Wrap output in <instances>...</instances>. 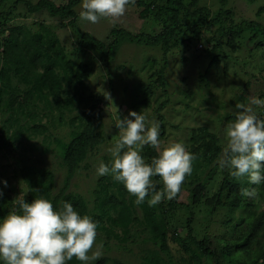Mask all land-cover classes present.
I'll list each match as a JSON object with an SVG mask.
<instances>
[{"label":"rangeland","instance_id":"rangeland-1","mask_svg":"<svg viewBox=\"0 0 264 264\" xmlns=\"http://www.w3.org/2000/svg\"><path fill=\"white\" fill-rule=\"evenodd\" d=\"M15 1L0 0V11H9ZM28 1L32 4L38 2V0ZM50 1L59 5L67 0ZM200 2L213 11H217L221 6L218 0H200ZM228 2L229 5L224 8L233 10L234 18L238 23L255 21L264 26V0H228ZM81 3L82 0H78L75 6V16L71 21L53 20L44 13H29L23 5L17 4L12 10L5 31L0 33L1 40L8 36V27L22 28V32L31 33H44L43 27H45L57 39L71 60L82 62L91 67L92 70L90 76L84 79L87 90L84 91L83 96L87 99V104L81 102L79 105L69 106L70 114L62 111L68 118H65L61 124L58 121L61 109L56 108L52 95L44 92L45 96H43L33 92L25 99V94L30 89V83L21 81L20 76L15 75L13 71L9 72L8 86L5 87L0 81V87L4 89L0 103V129L5 133V143H9L6 152L0 151V189L3 191L5 204L12 202L20 194L26 197L27 187L20 176L21 164L26 160L38 168H47L53 171L55 180L51 192L53 194L58 193L63 185L64 169L59 166L60 156L57 142L58 140L68 142L70 119L77 113H83L87 107L92 105L91 99L98 100L101 98L98 108L105 113L103 121L105 140L87 152L79 164V170L70 179L69 187L65 192L66 195L83 197L87 207L86 215L89 216L95 214L94 191L98 187V179L101 177L97 174L96 167L100 161L105 163L111 161L108 148L113 146L115 136L118 134L115 122L118 115L121 118L128 116L130 108L127 104L128 100L124 101L126 99L124 96L128 97L131 94L133 85H145L147 89L148 101L144 106L137 109V113L142 112L149 120H156L160 114L163 115L166 129L163 138H160L162 143L180 141L188 147L189 151L193 145V142L190 141L191 132L201 127H206L210 133L215 134L218 138L217 144L224 148L226 139L223 130L227 123L231 122V117L234 116L235 105L238 103L247 105L249 97L252 96L264 100V65L261 66L260 73L257 68L253 67L254 63L264 64V49L257 52V56L262 54V57H256V59H252V62L248 59V66L244 67L242 49L235 48L233 50L223 39L221 51L203 52L207 46L204 44L207 33L205 35L193 33L180 38L177 45H173L170 50L165 52L159 46L152 48L145 44L135 45L125 42L120 46L115 58L106 62L103 58L101 59L98 53L80 48L70 26L71 23L81 33H88L98 40L107 42V37L112 40L111 32L114 29H122L132 35L141 33L153 35L158 32V22L149 20L148 23H145L139 18L138 10L128 6L125 15L118 20L102 19L97 24H91L79 18V13L82 10ZM208 36L210 37V35ZM18 39H21L19 35ZM225 53L229 55L228 59L224 57ZM215 56L221 57L219 63L207 71L211 59ZM10 68L12 69L11 66ZM245 70L251 74L245 73ZM223 73H226L225 77H223ZM247 80H249V85L246 83ZM125 87L126 90L124 91ZM105 93H110L111 101L119 109V114L110 105V101L105 98ZM68 95H72V92L65 88L58 96L61 105ZM123 98L125 99L123 100ZM163 103L164 106L159 110ZM259 108L262 107L256 108L257 113ZM225 119H229V121L225 122ZM176 125L179 128H175ZM36 126H44L45 129ZM109 137L111 138L109 139ZM197 154L200 155V153ZM142 155L146 161H151L145 156L147 155L146 146ZM199 161V159H195L193 167ZM224 170L215 162L205 169L206 173L201 176L197 175L202 179L201 182L205 186L200 200L201 205L205 203L206 198L211 197L216 192L217 183L221 182L224 174L222 171ZM227 174L230 175L229 170ZM187 178L184 184L189 181ZM3 181H7V187L3 186ZM154 182L160 191L162 184L159 177L154 178ZM182 186L187 187L188 184ZM126 199L132 207L133 216L136 218L129 229L126 241L121 242L124 235L116 229L115 233L119 235L118 239H114L112 236L108 239L104 233L99 232L96 244L103 245L101 258L117 259L122 264H136L139 261V255H141V248L145 247V245L138 243L146 236L144 233L146 229L143 230L145 220H143L141 210L136 208L132 196L128 194ZM180 200L188 203L185 193ZM4 201L2 205L7 208ZM157 205H159L157 209L162 206L168 212L171 210V213L175 215L170 218L169 232L177 230L179 234H182V231H186L185 229L182 230L187 219L185 212L173 210L169 206V199H163ZM263 205V202L258 203L259 207ZM259 207L251 208V210L257 213ZM221 208L210 216L205 211H199V207L194 211V235L198 238L209 236L212 245L215 246L214 248L216 246L223 247V243L229 241L232 236L237 234L239 236L244 233L247 226V223L243 222L237 228L238 223L233 222V229L232 227L224 229L221 224L223 222L222 214L225 210ZM160 211L159 209L158 212ZM236 215L238 216V212ZM104 225L109 227L108 224ZM234 228H237V233L233 231ZM263 240L264 231L254 241L251 248L247 249L246 256L244 253L238 254L237 252V258L244 256L243 259H247L250 253L257 250ZM169 246L175 253V258L178 259L181 248L175 246L171 241ZM235 255L233 254L232 257ZM183 256L188 258L189 253L183 254ZM219 258L221 261L227 260L223 254ZM203 264H214V262L210 258H204Z\"/></svg>","mask_w":264,"mask_h":264},{"label":"trees","instance_id":"trees-1","mask_svg":"<svg viewBox=\"0 0 264 264\" xmlns=\"http://www.w3.org/2000/svg\"><path fill=\"white\" fill-rule=\"evenodd\" d=\"M218 1L221 6L217 11H213L210 7L202 5L200 0H136L134 5L130 4L129 6L138 10L139 18L145 23H148L149 20L158 22V32L153 35L143 33L132 35L122 29H114L111 32L112 40L107 37V42H104L88 33H81L72 23L70 26L80 48L98 53L101 59L103 58L106 62L115 58L120 46L125 42L135 45L145 44L152 48L159 46L165 52L170 50L173 45H177L179 39L187 34L205 35L207 33L204 40V44L207 46L203 52L221 51L222 42L225 39V43L233 50L235 48L243 50V65L246 67L249 64L248 59L252 62V59L263 56L262 54L257 56V52L264 49V26L255 21L238 23L234 18L233 10L224 8L229 5L228 0ZM77 3L78 0H67L65 3L56 5L50 0H38L37 3L32 4L28 0H16L9 11H0V33L5 31L12 10L17 4L23 5L29 13H44L53 20L71 21L75 16ZM43 30L44 33H31L22 32V28L8 27V36L0 40V81L5 87L8 86L9 72L13 71L15 75L20 76L21 81L30 83V89L25 94V99L33 92L43 96H45L44 92L52 95L56 108L61 109L58 115V121L61 124L65 118H68L62 111L70 114L69 106L79 105L81 102L87 104V99L83 96L84 91L87 90L84 79L90 76L92 70L82 62L76 61L78 62L76 63L75 60H71L57 39L45 27ZM224 57L228 59L229 55L225 53ZM220 59V56L213 57L207 71L216 66ZM263 65L254 63L253 67L257 68L260 73ZM245 73L251 74L247 70ZM225 74L223 73V77ZM246 83L249 85V80ZM65 88L69 89L72 95L66 96L61 105L58 96ZM123 90L125 91L126 87ZM146 92L145 85L135 84L132 86L131 94L128 97L124 96L126 99L123 98L124 101L128 100L130 111L138 112L137 109L145 105L148 101ZM3 93L4 89L0 87V103ZM91 100L92 105L87 107L83 113H77L70 119L68 142L60 140L57 142L60 156L59 166L64 169L63 185L57 194L51 192L55 180L52 170L38 168L27 160L21 164L20 176L27 187L26 197H24L26 202L31 203L34 198L44 197L50 200L56 209L62 206V202H70L81 215L86 214L87 207L84 198L79 195H66L65 192L69 187L70 179L79 170V164L87 152L105 140V130H103L105 113L98 108L101 98ZM163 106L164 103L160 105L159 110ZM257 114L260 118H264V107L259 108ZM234 118V116L231 117L230 121ZM156 121L160 125V138H163L166 129L163 115L160 114ZM228 121L229 119H225V122ZM36 127L45 129L44 126ZM174 127L179 128L178 125ZM191 135L190 141L193 142V145H191L190 152L200 161L196 163L191 175L188 176L189 181L185 182L188 186H182L181 191L169 200V206L173 210L186 213V224L182 227V230L186 231H182V234H179L177 230L169 232L170 218L175 215L171 213V210L168 212L162 206L159 207L161 211L158 212L157 208L160 204L149 206L148 200L151 199V196L146 197L140 205L135 203L136 208L141 210L146 225L143 229H146L144 232L146 236L138 242L145 247L141 248V255H139V261L136 264H203L204 258H210L214 264H264V240L255 252L250 253L247 259H243L254 241L264 231V205L258 206L259 202L264 203V181L259 185H251L247 177L238 180L228 175V169H225L222 171L224 174L221 182L217 183L216 192L206 198L202 207L200 200L205 186L197 175L201 176L206 173L205 169L210 164L217 162L223 148L217 144V136L210 133L206 127L192 130ZM8 145L9 143H5V133L0 129V151L6 152ZM146 151L147 155L145 156L148 159L157 156L156 150L151 146H146ZM185 184L183 183V185ZM245 187L256 188L258 195L255 198L241 196V189ZM183 193H185L188 203L180 200ZM128 194L123 184L114 181L110 175L101 176L98 179V187L94 191L95 214L91 217L98 223L97 232L104 233L108 239L111 236L118 239L119 235L115 233V230L118 229L124 235L121 242L126 241L129 229L136 221L131 210L132 207L126 199ZM135 199L136 197L132 196L134 202ZM4 200L3 196L0 197V219L16 207L12 202L5 204ZM3 201L7 208L2 205ZM258 207L259 212L257 213L251 210V208ZM196 208L201 212H207L209 216L221 208L225 210L222 214L223 222L221 224L224 229L230 227L233 229V222L238 223L237 228L246 222V231L239 236L238 234L232 236L229 241L223 243V247L216 246L214 248L209 236L198 238L194 235V211ZM236 212H238V216ZM104 224H108L109 227ZM236 229L233 230L235 233H237ZM170 241L181 248L178 259L175 258V253L169 246ZM237 252L238 254L244 253V256L237 258ZM182 253H189V257L186 258ZM221 254L227 259L226 261L220 260ZM233 254L236 255L232 257ZM69 264H80V262L73 259ZM93 264L122 263L117 259L103 257L94 261Z\"/></svg>","mask_w":264,"mask_h":264},{"label":"clouds","instance_id":"clouds-1","mask_svg":"<svg viewBox=\"0 0 264 264\" xmlns=\"http://www.w3.org/2000/svg\"><path fill=\"white\" fill-rule=\"evenodd\" d=\"M135 3L136 0H82L79 18L91 24L102 19L118 20ZM104 95L119 114L110 93ZM258 107H264V100L255 96L249 97L247 105H235V118L223 130L226 146L217 160L233 178L247 177L251 185L264 181V118L258 116ZM115 127L118 134L108 148L111 161H100L97 174L110 175L123 184L136 197L137 205L149 196V206L173 199L191 175L197 157L183 142L162 143L159 123L142 112L129 111L123 118L118 115ZM145 146L157 152L150 162L142 155ZM156 177L162 184L160 191L156 190ZM2 183L7 187V181ZM240 194L248 198L258 195L254 187L242 188ZM12 203L16 207L0 219V264H69L73 259L93 264L101 258L103 245L96 244L98 223L89 215H81L70 202H62L56 209L44 197L28 203L20 194Z\"/></svg>","mask_w":264,"mask_h":264}]
</instances>
